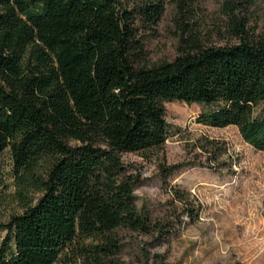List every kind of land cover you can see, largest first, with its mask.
Instances as JSON below:
<instances>
[{"label":"trees","instance_id":"16d2710c","mask_svg":"<svg viewBox=\"0 0 264 264\" xmlns=\"http://www.w3.org/2000/svg\"><path fill=\"white\" fill-rule=\"evenodd\" d=\"M129 1L0 0V154L11 149L23 204L0 223V264H62L75 251L101 264L118 228L149 232L122 155L165 144L168 100L222 102L199 121L235 124L264 149V31L226 2L238 41L205 46L185 20L192 0H176L181 52L149 65L137 17L157 24L166 0Z\"/></svg>","mask_w":264,"mask_h":264},{"label":"rangeland","instance_id":"374dc122","mask_svg":"<svg viewBox=\"0 0 264 264\" xmlns=\"http://www.w3.org/2000/svg\"><path fill=\"white\" fill-rule=\"evenodd\" d=\"M226 2L239 6L237 13L247 18L251 30L264 31V0H192L185 20L203 45L238 41L228 25ZM181 19L176 0H166L157 24L137 17L147 64L172 60L181 52ZM222 105L168 100L165 144L123 153L127 173L136 175L138 210L151 229L118 228L119 247L101 264H264V149L247 142L235 124L199 121L202 112ZM254 114L264 115V102ZM16 193L8 147L0 154V223L23 210ZM189 207L198 215H190ZM6 233L0 226V245ZM77 253L70 252L62 264H96Z\"/></svg>","mask_w":264,"mask_h":264}]
</instances>
